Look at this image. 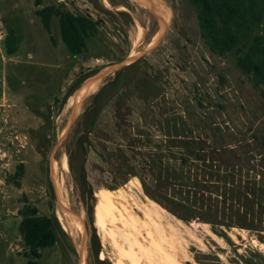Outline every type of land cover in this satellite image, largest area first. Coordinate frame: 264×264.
<instances>
[{"label":"rangeland","instance_id":"1","mask_svg":"<svg viewBox=\"0 0 264 264\" xmlns=\"http://www.w3.org/2000/svg\"><path fill=\"white\" fill-rule=\"evenodd\" d=\"M148 1L152 9L133 0H0V264L33 259L18 230L25 203L55 219L56 241L37 264H264L261 88L231 54L208 48L186 0ZM49 4L46 31L36 10ZM64 10L97 21L79 54L60 39ZM107 82L87 127L81 113ZM164 165L190 187L162 193L213 212L225 236L146 194L142 181L152 186ZM83 176L92 197L82 196ZM58 178L81 241L61 211ZM245 210L249 229L239 224Z\"/></svg>","mask_w":264,"mask_h":264},{"label":"trees","instance_id":"2","mask_svg":"<svg viewBox=\"0 0 264 264\" xmlns=\"http://www.w3.org/2000/svg\"><path fill=\"white\" fill-rule=\"evenodd\" d=\"M39 0H36L38 4ZM194 9L199 33L208 48L218 55L227 53L234 57L240 71L250 77L254 87L261 88L264 96V0H186ZM54 11L53 5H44L36 10L41 25L46 31L50 30V20ZM59 34L65 48L71 54H79L86 47V41L97 31V21L82 14L61 11L58 16ZM4 49L7 54L16 50L17 38L11 29L7 30L4 38ZM124 70L116 71L115 76H122ZM113 82L104 83L89 97V103L81 113L87 127L94 120L101 100L107 97L113 87ZM264 145V135L262 139ZM182 164L187 162L186 156L180 158ZM70 164V163H69ZM187 177L181 172L174 173L173 169L164 165L157 167L154 183L149 186L142 181L147 195L154 194L165 203L167 208L179 219L199 218L211 224L212 231L219 236H225L221 228L215 229L212 220L213 212H198L185 199H176L172 193L163 194L164 189L176 185L190 187ZM198 184L200 182L196 181ZM202 185V184H201ZM83 176L82 187L86 192L82 196L92 197L93 192ZM84 197V198H86ZM87 216L91 217V207L86 208ZM245 210L240 214V227L251 228L246 224ZM21 217L18 230L28 254L33 258L27 264H37L35 259L40 256V250L52 246L56 241L53 217L39 214L37 208L28 203L18 210ZM56 224L58 225L57 221Z\"/></svg>","mask_w":264,"mask_h":264},{"label":"bare ground","instance_id":"3","mask_svg":"<svg viewBox=\"0 0 264 264\" xmlns=\"http://www.w3.org/2000/svg\"><path fill=\"white\" fill-rule=\"evenodd\" d=\"M133 1H137V3L138 4H141V5H143V6H147V7H149V8H151L152 9V7H151V5H150V3H149V1L148 0H133ZM156 13H158L159 14V17H160V19H161V21H164V16H163V14L161 13V12H158V11H156ZM136 47H137V45L136 44H134L133 46H132V48H131V51H130V53H129V58H131V57H133L134 55H135V52H136ZM94 81V80H93ZM90 90V86L87 84L84 88H83V90L81 91L82 93V96L84 95V94H86L88 91ZM82 96H81V98H82ZM79 103H80V100L77 102V104L79 105ZM60 178H58V181H57V185H58V192H59V196H60V198L62 199V201H61V199H59L60 200V207H61V211H62V213L64 214V217H65V219H66V222H67V225H68V229H69V231L71 232V234L73 235V237L75 238V240H77V239H79L80 241H81V232H80V229H79V227H78V225H77V222H75V220H74V217L73 216H71L70 215V213H67V210H66V208H65V196H64V194H63V192H62V190H61V187H60ZM58 196V197H59ZM80 241H79V246H81V243H80ZM81 249V248H80Z\"/></svg>","mask_w":264,"mask_h":264},{"label":"water","instance_id":"4","mask_svg":"<svg viewBox=\"0 0 264 264\" xmlns=\"http://www.w3.org/2000/svg\"><path fill=\"white\" fill-rule=\"evenodd\" d=\"M127 60H125L121 65H120V67L121 68H123L124 66H126L127 64H129V62L128 61H130V59H132V58H126Z\"/></svg>","mask_w":264,"mask_h":264}]
</instances>
